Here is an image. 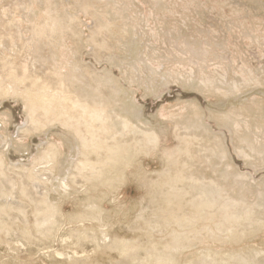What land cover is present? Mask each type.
Returning a JSON list of instances; mask_svg holds the SVG:
<instances>
[{
	"label": "rangeland",
	"instance_id": "1",
	"mask_svg": "<svg viewBox=\"0 0 264 264\" xmlns=\"http://www.w3.org/2000/svg\"><path fill=\"white\" fill-rule=\"evenodd\" d=\"M0 264H264V0H0Z\"/></svg>",
	"mask_w": 264,
	"mask_h": 264
},
{
	"label": "bare ground",
	"instance_id": "2",
	"mask_svg": "<svg viewBox=\"0 0 264 264\" xmlns=\"http://www.w3.org/2000/svg\"><path fill=\"white\" fill-rule=\"evenodd\" d=\"M10 90L12 91V87H10ZM78 107L82 108L83 112H84V110H87V107H82L81 105H79ZM102 113H104V112H102ZM91 115H92V118L94 119V122H96V123L99 122L100 123V128L101 127L103 128V127L106 126L107 121H106L105 117H103V115H101V113H97V112L93 111V112H91ZM123 125H124L123 126V129L125 131H128L127 133H129L130 130H132L134 133H139L140 132V129H138L136 127H134L133 129H131L130 128V125L127 122H125V121H124V124ZM151 143L152 144H156V138L154 136L152 137ZM58 151H59V149L57 147L54 148V151L53 152L52 151H48L44 155L45 157L42 159L41 165L47 164V163H49V161L55 162L54 161V155ZM53 165H54V163H53ZM44 168H45V166H44ZM46 180H49V178L47 177V179H44V181L43 180H41V181L44 183ZM77 255H78L77 253L74 254L75 257H77ZM56 256L61 257V254L60 253H56Z\"/></svg>",
	"mask_w": 264,
	"mask_h": 264
}]
</instances>
